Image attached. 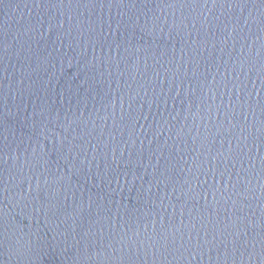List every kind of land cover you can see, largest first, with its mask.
I'll use <instances>...</instances> for the list:
<instances>
[{
    "label": "water",
    "instance_id": "1",
    "mask_svg": "<svg viewBox=\"0 0 264 264\" xmlns=\"http://www.w3.org/2000/svg\"><path fill=\"white\" fill-rule=\"evenodd\" d=\"M0 264H264V0H0Z\"/></svg>",
    "mask_w": 264,
    "mask_h": 264
},
{
    "label": "snow or ice",
    "instance_id": "2",
    "mask_svg": "<svg viewBox=\"0 0 264 264\" xmlns=\"http://www.w3.org/2000/svg\"><path fill=\"white\" fill-rule=\"evenodd\" d=\"M208 0H205V3H207ZM218 0H212V3H217ZM165 241L167 240V237H164ZM181 240H183V238L181 237ZM191 242V237H189V243ZM175 243V241L173 240V244ZM196 247L199 248L201 247V241L198 239L197 240V244H196Z\"/></svg>",
    "mask_w": 264,
    "mask_h": 264
}]
</instances>
